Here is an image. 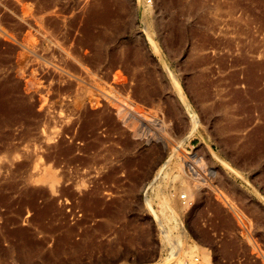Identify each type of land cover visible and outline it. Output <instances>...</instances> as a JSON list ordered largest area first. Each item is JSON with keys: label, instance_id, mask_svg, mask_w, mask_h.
Listing matches in <instances>:
<instances>
[{"label": "rangeland", "instance_id": "obj_1", "mask_svg": "<svg viewBox=\"0 0 264 264\" xmlns=\"http://www.w3.org/2000/svg\"><path fill=\"white\" fill-rule=\"evenodd\" d=\"M0 264H264V0H0Z\"/></svg>", "mask_w": 264, "mask_h": 264}, {"label": "bare ground", "instance_id": "obj_2", "mask_svg": "<svg viewBox=\"0 0 264 264\" xmlns=\"http://www.w3.org/2000/svg\"><path fill=\"white\" fill-rule=\"evenodd\" d=\"M184 163H185L186 168H189V170H191V172L194 173V175H196V176L198 175L196 172V168H194V166H191V164L189 162H187V160H185Z\"/></svg>", "mask_w": 264, "mask_h": 264}, {"label": "crops", "instance_id": "obj_3", "mask_svg": "<svg viewBox=\"0 0 264 264\" xmlns=\"http://www.w3.org/2000/svg\"><path fill=\"white\" fill-rule=\"evenodd\" d=\"M198 231H199V233H201L203 235L206 234V233L209 234L208 229L206 230V228H204V227H201L200 229H198Z\"/></svg>", "mask_w": 264, "mask_h": 264}, {"label": "built area", "instance_id": "obj_4", "mask_svg": "<svg viewBox=\"0 0 264 264\" xmlns=\"http://www.w3.org/2000/svg\"><path fill=\"white\" fill-rule=\"evenodd\" d=\"M181 198H184V196H181Z\"/></svg>", "mask_w": 264, "mask_h": 264}]
</instances>
